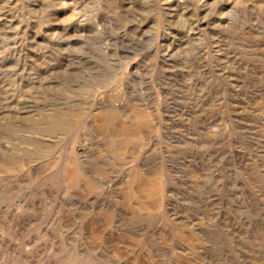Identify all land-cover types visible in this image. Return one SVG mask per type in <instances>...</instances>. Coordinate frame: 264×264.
I'll return each mask as SVG.
<instances>
[{"label":"rangeland","instance_id":"1","mask_svg":"<svg viewBox=\"0 0 264 264\" xmlns=\"http://www.w3.org/2000/svg\"><path fill=\"white\" fill-rule=\"evenodd\" d=\"M0 264H264V0H0Z\"/></svg>","mask_w":264,"mask_h":264}]
</instances>
